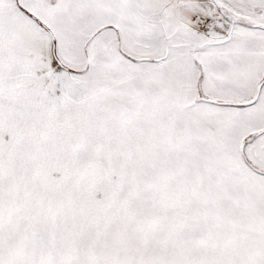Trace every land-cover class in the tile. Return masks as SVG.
<instances>
[{"label": "snow or ice", "instance_id": "snow-or-ice-1", "mask_svg": "<svg viewBox=\"0 0 264 264\" xmlns=\"http://www.w3.org/2000/svg\"><path fill=\"white\" fill-rule=\"evenodd\" d=\"M0 264H264V0H0Z\"/></svg>", "mask_w": 264, "mask_h": 264}]
</instances>
